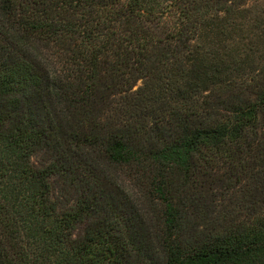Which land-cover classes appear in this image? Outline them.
I'll return each mask as SVG.
<instances>
[{"label": "trees", "instance_id": "obj_1", "mask_svg": "<svg viewBox=\"0 0 264 264\" xmlns=\"http://www.w3.org/2000/svg\"><path fill=\"white\" fill-rule=\"evenodd\" d=\"M260 6L0 0V264H264Z\"/></svg>", "mask_w": 264, "mask_h": 264}, {"label": "rangeland", "instance_id": "obj_2", "mask_svg": "<svg viewBox=\"0 0 264 264\" xmlns=\"http://www.w3.org/2000/svg\"><path fill=\"white\" fill-rule=\"evenodd\" d=\"M248 1H249V4L250 3L252 4V2H254L255 0H248ZM260 2L262 4V6H260V8L264 7V0H260ZM263 49H264V47H263ZM137 85H140V82H138ZM37 160L38 159H34V162L37 163ZM50 183L52 185V189H51L52 190V197L56 200L59 209L65 208L66 206H68V204H70V202H72L73 198L75 197V192L71 188H69L68 185L66 186L64 183H62V180L60 181L56 177H52L50 179ZM132 188H135V187H132ZM135 191H133V192H134L135 196L139 199V202L142 205H144L145 207H147V202L144 200L142 201V198L139 197L141 195L140 194L138 195V193Z\"/></svg>", "mask_w": 264, "mask_h": 264}]
</instances>
